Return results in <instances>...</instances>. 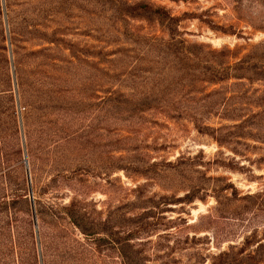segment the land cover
<instances>
[{
    "label": "rangeland",
    "instance_id": "rangeland-1",
    "mask_svg": "<svg viewBox=\"0 0 264 264\" xmlns=\"http://www.w3.org/2000/svg\"><path fill=\"white\" fill-rule=\"evenodd\" d=\"M120 3L167 8L188 43L243 55L264 40V0H0V233L14 264H125L133 216L157 229L135 242L148 264H213L222 253L221 264H264L254 255L264 247V144L220 147L197 132L187 100L180 119L158 103L133 118L115 106L132 87L109 77L128 68L126 29L168 39L157 21L115 12ZM147 79L136 86H158ZM73 204L97 234L73 224Z\"/></svg>",
    "mask_w": 264,
    "mask_h": 264
},
{
    "label": "trees",
    "instance_id": "trees-1",
    "mask_svg": "<svg viewBox=\"0 0 264 264\" xmlns=\"http://www.w3.org/2000/svg\"><path fill=\"white\" fill-rule=\"evenodd\" d=\"M170 1L179 3L187 0ZM99 2L107 4L109 0ZM111 4L114 5L113 2ZM120 4L122 6H118L115 12L132 19L157 21L168 39L149 38L126 29L129 47L121 51L124 52L120 57L130 61L128 68L109 77L112 84L128 83L132 87L128 93L117 94L115 106L121 109L125 107L133 118L153 110L158 103L169 108L171 113L168 115L172 119H180L184 118V113L192 110L182 105V101L187 100L195 106L193 109L196 113L192 119L197 132L209 136L220 147L231 148L237 155L236 146H240L243 140L264 144V40L250 45L243 55L240 49H213L205 44L188 43L179 30L182 18L174 16L167 8L147 3L130 7H126L125 3ZM210 28L215 30L216 27L211 25ZM255 29L264 32V27ZM109 55L103 50L95 53V57L101 60ZM151 75L159 81L158 86L148 90L136 86V83L148 82L147 78ZM122 77H126V81ZM160 82L163 89H159ZM215 116L229 124L212 127L199 121ZM163 200L160 206L170 205V200ZM193 200L192 195H187L182 202L191 203ZM4 204L5 208L9 207L7 203ZM66 212L86 236L97 234L92 228L82 225L83 216L74 204L67 207ZM148 219L143 216L128 219L130 229L120 253L125 264L150 262L147 253L139 249L141 245L135 243L140 233L157 230ZM2 236L0 233V264H14V249L2 241ZM229 254L222 253L215 257L213 264H221L220 259ZM254 255L259 260L263 259L264 247H260ZM256 259L253 257L254 261Z\"/></svg>",
    "mask_w": 264,
    "mask_h": 264
}]
</instances>
